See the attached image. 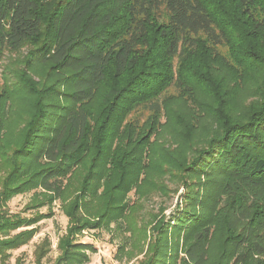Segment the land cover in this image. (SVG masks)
Masks as SVG:
<instances>
[{
  "label": "trees",
  "instance_id": "obj_1",
  "mask_svg": "<svg viewBox=\"0 0 264 264\" xmlns=\"http://www.w3.org/2000/svg\"><path fill=\"white\" fill-rule=\"evenodd\" d=\"M24 46L23 68L4 66L0 85V255L52 215L9 210L35 191L34 207L59 199L69 218L53 264L90 262L94 244L76 236L114 223L150 237L134 246L138 264H264V2L0 0V60ZM249 81L253 101L236 110ZM171 86L205 96L215 119L182 159L156 152ZM170 119L171 138L188 139L195 125ZM152 168L183 190L147 236L130 192L145 194Z\"/></svg>",
  "mask_w": 264,
  "mask_h": 264
},
{
  "label": "rangeland",
  "instance_id": "obj_2",
  "mask_svg": "<svg viewBox=\"0 0 264 264\" xmlns=\"http://www.w3.org/2000/svg\"><path fill=\"white\" fill-rule=\"evenodd\" d=\"M262 2L264 0H258V3L261 4ZM27 53L28 49L24 46L18 52L9 51L5 54L4 58L0 60V85L3 83L2 74L5 67L10 68V73L7 76L11 77L14 68H23V59ZM38 66L35 65L34 67L37 68ZM34 77L38 79L36 74H34ZM254 86L255 81L252 83L249 81L240 86L238 95L234 100L236 110L243 109L253 101V90L250 88ZM167 92L170 95H174V97L171 99L165 113L160 117L163 132H160L158 138L164 142V148L156 152L159 156L161 152L167 153V156L170 157L169 159H182L185 155L192 154L194 147H199L200 144H203L209 136L208 133L212 132V125L215 123V119H213V113L207 111V105L204 103L206 102L205 96L199 95L198 97L197 91L190 89L185 90L182 94L179 92V88L176 89V87L171 86ZM189 112L191 116L186 117ZM174 113L179 114L185 121L195 125L193 126L194 130L189 132L188 139H183L181 135L176 136L174 139L171 138L174 121H171L170 118ZM150 115L149 111L142 110L136 113V118L143 123ZM133 119L135 118L133 117ZM159 156H154V159ZM147 176L149 180H146L139 188L145 194L136 192L138 187L134 188L130 192V200L131 203L136 202V204L141 205L138 207L139 211L136 215V221L138 226L145 222L148 236L156 223L154 220L157 217L165 216V221H167L176 211L183 188L172 181L167 172L162 176L158 168L149 169ZM34 192L28 191L24 194L14 195L8 202L9 210L26 217L50 212L52 215L42 218L41 221L34 224L37 226V232L29 243L8 251L6 257L0 255V264H36L38 260H41L42 264H53L60 255L58 249L59 237L65 234L69 227V218L62 208L63 203L56 199L52 205L34 207ZM128 226L131 227L129 222ZM125 227L127 225H123L120 228L117 223H114L109 228L105 226L100 227V229L86 228L78 234L76 236L78 240L84 243H93L95 246L96 251L92 253L91 260L87 264H138L143 260L145 252L140 254L134 246L138 244V247H143V251H145L150 237H146L143 244V241L142 243L140 242L138 234L132 233V236L131 232L127 231ZM137 239L139 242H137ZM43 249H46L47 254L41 257ZM133 251L134 253L132 254Z\"/></svg>",
  "mask_w": 264,
  "mask_h": 264
}]
</instances>
